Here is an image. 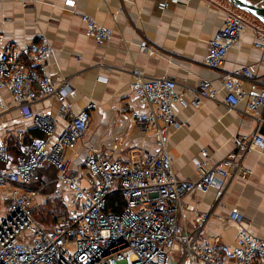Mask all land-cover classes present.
Here are the masks:
<instances>
[{
  "label": "built area",
  "instance_id": "2783aa9c",
  "mask_svg": "<svg viewBox=\"0 0 264 264\" xmlns=\"http://www.w3.org/2000/svg\"><path fill=\"white\" fill-rule=\"evenodd\" d=\"M81 21L98 45L112 41V30L86 15ZM247 27L254 31V47L264 53V26H250L242 13L226 10L224 26L209 42L206 66L210 70L221 71ZM53 50L44 35L29 46L28 58L21 56L15 44L0 50V93L7 92L12 101L11 106L0 99V118L17 111L24 122H31L43 134L36 138L18 132L15 152L7 146L6 137L0 136V192L8 199L0 215V264H264V238L251 233L239 212L233 211L229 217L240 227L236 241L221 245L204 232L208 215L198 217L195 231L188 230L184 205L191 194L223 192L227 184L252 176L245 160L249 153L264 149V136L258 132L264 125V83L242 112L258 123V129L235 136L233 150L217 163L209 164V155L203 152L205 162L198 166V177L181 180L168 151L171 132L182 128L173 108L183 102L179 84L168 77L148 78L134 69L132 91L146 107L145 113L134 114V123L154 131L157 152L140 162L121 164L92 151L85 160L86 174L80 176L65 160V152L85 141L95 106L89 103L70 117V80L46 72ZM140 51L150 52L146 45ZM221 81L224 103L236 111L247 98L242 84L253 83L254 75L242 67L223 73ZM185 89L193 95L195 108L216 101L220 94L207 81ZM49 99L57 101L60 116L71 119L61 136H56L55 117L34 111V106ZM46 166L55 168V179L39 177V170ZM51 185L55 187L47 194ZM114 195L119 197L117 209L109 207ZM40 197L66 205L55 227L47 229L37 221Z\"/></svg>",
  "mask_w": 264,
  "mask_h": 264
},
{
  "label": "crops",
  "instance_id": "0c3cea01",
  "mask_svg": "<svg viewBox=\"0 0 264 264\" xmlns=\"http://www.w3.org/2000/svg\"><path fill=\"white\" fill-rule=\"evenodd\" d=\"M226 10L223 0H0V50L15 44L21 56L28 58L32 42L46 36L54 49L46 72L70 80V117L94 104L85 141L65 152V160L80 176L86 174L85 160L92 151L121 164L140 162L157 152L154 131L134 123V114L145 113L146 107L132 91L131 72L137 69L148 78L175 80L183 102L173 108L182 128L171 132L168 151L175 175L195 180L198 166L205 162L203 152L208 153L209 164L217 163L233 150L235 136L258 129L253 118L242 114L264 83V53L254 47V31L245 29L221 71L206 66L209 42L224 26ZM83 15L112 30V41L100 46L89 37ZM143 45L150 52L142 53ZM242 67L251 70L254 82L242 84L247 98L236 111L229 110L221 76ZM202 81L211 83L220 94L216 101L195 108L193 95L185 87L195 89ZM0 99L12 106L7 92H1ZM34 111L58 120L56 136L70 126V117L59 115L55 99L34 106ZM18 132L36 138L42 134L17 111L0 118V136L6 137L12 152ZM258 132L264 136V125ZM245 167L252 171L248 180H235L223 192L194 193L184 199L188 230L195 231L198 217L208 215L206 236L217 244L232 245L240 227L229 217L237 211L251 233L264 238V149L249 153ZM55 172L54 167L46 166L39 170V177L51 181ZM45 202V197L38 199L39 205ZM7 205V196L0 192V215Z\"/></svg>",
  "mask_w": 264,
  "mask_h": 264
},
{
  "label": "trees",
  "instance_id": "16d2710c",
  "mask_svg": "<svg viewBox=\"0 0 264 264\" xmlns=\"http://www.w3.org/2000/svg\"><path fill=\"white\" fill-rule=\"evenodd\" d=\"M39 137L43 138V134H40ZM55 173H56L55 175L56 178L57 172ZM53 189H54V185L50 187V192H52ZM117 203L120 204L119 197L118 195H114L111 200V204H109V207H115L117 209V206L115 205ZM116 209L115 212H118V210ZM66 210L67 207L66 205H64V203L61 200H57L55 202H45L40 205L39 210L36 213L37 216L36 219L41 225H43V227L44 226L46 227L47 223L49 222L53 223L54 224L53 227H55L56 225H58L60 217L64 215Z\"/></svg>",
  "mask_w": 264,
  "mask_h": 264
},
{
  "label": "water",
  "instance_id": "95a60500",
  "mask_svg": "<svg viewBox=\"0 0 264 264\" xmlns=\"http://www.w3.org/2000/svg\"><path fill=\"white\" fill-rule=\"evenodd\" d=\"M236 11L253 18L260 25L264 26V7L260 3L250 0H226Z\"/></svg>",
  "mask_w": 264,
  "mask_h": 264
},
{
  "label": "rangeland",
  "instance_id": "374dc122",
  "mask_svg": "<svg viewBox=\"0 0 264 264\" xmlns=\"http://www.w3.org/2000/svg\"><path fill=\"white\" fill-rule=\"evenodd\" d=\"M252 1H254V3L256 2V3H260V5L262 6V7H264V0H252ZM223 2H224V4L226 5V8H227V11L228 10H233V11H236L235 9H233L229 4H228V2L226 1V0H223ZM237 12V11H236ZM243 15V17L245 18V20L247 21V23L251 26V25H254L255 23H257L253 18H251V17H249V16H247V15H244V14H242ZM35 217L37 218V216H36V214H35ZM43 226V225H42ZM54 226V224L53 223H51V222H49V223H47V225H46V227L45 228H52Z\"/></svg>",
  "mask_w": 264,
  "mask_h": 264
},
{
  "label": "bare ground",
  "instance_id": "6f19581e",
  "mask_svg": "<svg viewBox=\"0 0 264 264\" xmlns=\"http://www.w3.org/2000/svg\"><path fill=\"white\" fill-rule=\"evenodd\" d=\"M259 24V23H258ZM260 25V24H259ZM262 26V25H261Z\"/></svg>",
  "mask_w": 264,
  "mask_h": 264
}]
</instances>
